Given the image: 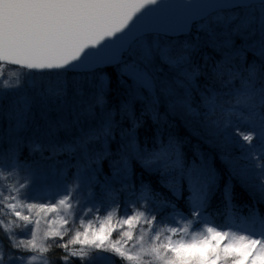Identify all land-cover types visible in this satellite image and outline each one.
Listing matches in <instances>:
<instances>
[{"label":"snow or ice","instance_id":"snow-or-ice-1","mask_svg":"<svg viewBox=\"0 0 264 264\" xmlns=\"http://www.w3.org/2000/svg\"><path fill=\"white\" fill-rule=\"evenodd\" d=\"M157 5L161 0H0V96L33 72L65 77L52 95L64 100L67 118L50 116L46 128L71 130L73 138L33 141L29 155L79 157L71 180L53 187L21 164L19 143L0 152V264H54V249L62 250V264H107L110 257L123 264H264V0L188 4L206 13L203 42L153 46L148 36L145 46L142 38L159 24L153 19L161 11ZM198 15L193 11L190 18ZM161 28L184 31L189 25L170 21ZM204 46L219 59L205 56ZM113 63L118 84L131 78L136 85L114 107L111 79L97 76L100 65ZM77 73L83 79H67ZM216 84L229 89L234 103L227 109L218 104ZM201 88L198 99L209 113H227L226 120L213 122L215 132L239 152L222 153L227 177L198 145L189 156L171 134L167 143L153 134L151 149L139 143L149 108L137 102V89L148 90L154 113L167 98L170 110L195 115L193 94ZM17 106L22 128L31 102ZM153 119L159 121L158 113ZM145 172L169 195L146 183ZM233 180L253 201L240 213ZM92 185L113 197L127 193L129 200L124 206L115 198L106 208L89 206L83 189ZM217 193L220 223L209 211Z\"/></svg>","mask_w":264,"mask_h":264},{"label":"trees","instance_id":"trees-1","mask_svg":"<svg viewBox=\"0 0 264 264\" xmlns=\"http://www.w3.org/2000/svg\"><path fill=\"white\" fill-rule=\"evenodd\" d=\"M207 19L195 24L191 34L188 36L180 37V38H167L164 36L158 35H150L151 38H156L160 41L161 46H179L184 43H188L189 41L199 40L203 42L205 40V35L200 29L207 24ZM148 39V36L142 38V40ZM203 54L205 56H212L215 59H219V53H213L212 49L208 46L203 47ZM123 59H126L124 57ZM11 67L6 69L10 71ZM119 69L116 67L108 68L104 70H98L97 76L104 80L111 79V96L110 100L113 103V107L115 106V102L117 100H125L128 99V95L126 94V89L129 87L136 88V85L133 84L131 78H127V83L123 81L118 84L115 79V73L118 72ZM164 73V77H167V71L161 70ZM28 76V75H27ZM31 78L34 79V83L39 81L45 86L43 90L39 89V94L43 95V100H41V96L34 95L32 93H26L28 98L25 96L24 91L19 87L12 93H15L13 96L11 94L8 96H0V152L5 151L6 149L12 150L15 149L17 143H19V155L21 164L24 165L27 162L28 165L31 166L33 170L36 171H45L49 177H53L54 182H47V184L52 185L53 187L62 185L71 180L72 172L76 170L78 166L79 157H73L69 154H60L58 156L50 158V152H44L43 155L35 154L30 156L28 152V147L33 141H42L44 143H51L54 141H69L73 138L72 131H65L61 129L57 131L53 128V130L49 133L46 128V122L49 120L50 116H58L63 113L65 118H67V105L64 100L61 99L59 102L56 100L55 96L52 95L57 86L63 84L65 77L63 75H57L56 73H45V74H29ZM69 80H81L83 79V74H74L69 75L67 77ZM89 79L92 77L89 75ZM166 82V80H165ZM215 89L218 96V104L227 109L230 107L233 101L230 100L228 92L229 89L221 88L219 84L215 85ZM23 91V92H22ZM36 92V91H35ZM24 94V95H23ZM48 95L49 97H45ZM200 95H204L203 88H201L197 93L193 94L196 102L193 104V108L195 109V115L191 113H181L179 111L170 110V103L167 102V98H165V102L163 104L156 103L155 113L151 109V100L149 98V93L145 89H137L136 97L137 102L141 105H145L149 108L148 113L145 115L144 126L138 129V137L139 143L141 147L147 146L148 149L153 147L152 144V136L153 134L160 136L165 143H167V137L169 134L176 137L177 140L182 145V151L186 152L189 156H191V152L194 145H198L200 149L203 151L205 156L209 159L211 163L217 168L218 171L222 173L224 177H227V169L222 162V153L226 154V156L238 157L239 152L230 149L225 145H214L212 146L210 142H208L203 133L207 130V132H211L208 130V127H214L213 122L226 120L227 113H222L220 108L213 113H209L207 109H205L198 97ZM29 100L31 102V111L27 114L24 126H17V117L20 114L21 109L17 106L18 102L22 103L24 100ZM155 98V94H153V99ZM55 101V102H54ZM55 103V104H54ZM71 103V101H69ZM158 113L159 121L156 122L153 119V116ZM196 125L198 127H196ZM29 126V127H27ZM34 128L33 130H31ZM207 128V129H204ZM138 167V162L133 163V168ZM25 171L24 168L21 169L20 173ZM101 182L103 181V177L100 178ZM141 179L140 173H136L135 180L137 185ZM143 180L148 183L150 182L154 188L159 191H162L164 195H169V193L161 188L157 183V177L155 175H150L145 172L143 174ZM41 184H45L40 181ZM234 184V203L239 206L236 211L240 213L241 209H243L244 205L252 204V198L249 196V193L241 187L240 183L237 180H233ZM223 184V180L221 181ZM118 188V185L116 186ZM94 192L95 198L88 204L95 203L97 205H106V207L110 206L113 198H115L117 203H120L122 206L126 205L129 200V195L125 193L124 195H120L118 192L115 196L107 195L100 187L92 185L83 189V199H88L89 196L86 195V192ZM185 199L187 198V192L184 193ZM220 200V195L217 193L216 197L213 200V208L209 211L213 212L214 219L216 223L221 222V216L215 214L214 209L217 206ZM179 205L181 210L185 208L184 200L179 201ZM261 211L264 212V205H261ZM246 211V209H244ZM2 235V234H0ZM62 255L61 249H54L49 256L53 259L54 264H62L59 257ZM73 264H79L78 260H74Z\"/></svg>","mask_w":264,"mask_h":264},{"label":"water","instance_id":"water-1","mask_svg":"<svg viewBox=\"0 0 264 264\" xmlns=\"http://www.w3.org/2000/svg\"><path fill=\"white\" fill-rule=\"evenodd\" d=\"M215 2H219V0H161L162 7L161 5L154 6L156 8L161 7V11L154 13L153 15V19L159 22V24L157 25V30L147 33L144 37L150 35L164 36L167 38H180V37L188 36L192 32L194 24L206 20L205 18H203L204 16H206V13H204L203 10H199L196 8L188 9L186 6L188 4H203V3H215ZM193 11H200L202 15H198L196 19L193 20L190 18ZM184 20H187L189 25V28L184 31H177L171 29L163 30L161 28V26L165 25L167 22L170 21L182 22ZM120 58H124L122 52L120 54ZM114 67H115V63L105 64V65H100L98 70H104ZM33 73L45 74V73H55V72L45 71V72H33ZM77 74H82V73H77Z\"/></svg>","mask_w":264,"mask_h":264},{"label":"rangeland","instance_id":"rangeland-1","mask_svg":"<svg viewBox=\"0 0 264 264\" xmlns=\"http://www.w3.org/2000/svg\"><path fill=\"white\" fill-rule=\"evenodd\" d=\"M142 43L145 45V46H147L148 44H149V39H144V40H142ZM151 44L153 45V46H156V45H160L161 43H160V41L158 40V39H156V38H151ZM7 71V70H6ZM40 82L39 81H37V82H35L34 83V79L33 78H31V76H25V77H23L22 78V82H21V85H20V88L24 91V94H26V93H32V94H34V95H38V96H41V93L39 94V91H37L38 89H39V87H40V84H39ZM16 90V88H14V89H9L8 90V96L11 94V96H13L15 93H12V92H14ZM145 90H147V89H145ZM22 91V92H23ZM36 91V92H35ZM148 91V90H147ZM23 94V95H24ZM27 98H28V95L26 94L25 95ZM45 97H49L48 95H45ZM43 99H45V98H43V95L41 96V100H43ZM23 100H26L25 98L23 99ZM57 100V99H56ZM55 102V101H54ZM169 103V102H168ZM55 104V103H54ZM170 105V104H169ZM171 106V105H170ZM27 127H29V126H27ZM196 127H198L197 125H196ZM30 128V127H29ZM209 129L208 130H211V132H207V130L203 133V135H204V138L208 141V142H210V144L212 145V146H214V145H218V146H221V145H224L223 143H222V139L218 136V133H216L215 132V130H214V127H208ZM34 128H32L31 130H33ZM204 129H207V128H204ZM227 147H229L230 149H234V150H236L234 147H231V146H227ZM237 151V150H236ZM243 163V162H242ZM36 171V170H35ZM39 172V174H40V177H39V180L41 181V182H43V183H46L47 184V182H54V178L53 177H49L48 175H47V173L45 172V171H38ZM24 175H26V173L25 172H23V173H20V176L21 177H23ZM86 195L87 196H89L88 197V199H83V197H82V199L84 200V201H86V202H91L92 200H94V198H95V193L92 191V192H90V191H87L86 192ZM89 206H91L90 204H89ZM103 207H105L106 208V205L104 204V206ZM41 227H42V229L43 228H45L46 227V225H44L43 223H42V225H41ZM114 236L116 235L115 233L113 234ZM66 239H68V237L66 236L65 237V240ZM145 260H148L149 258L148 257H145L144 258ZM107 264H123V262L120 260V259H118V258H116V257H110V260L107 262Z\"/></svg>","mask_w":264,"mask_h":264}]
</instances>
